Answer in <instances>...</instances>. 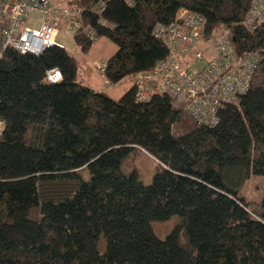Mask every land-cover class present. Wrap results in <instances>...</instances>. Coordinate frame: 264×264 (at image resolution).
<instances>
[{"label":"trees","instance_id":"obj_1","mask_svg":"<svg viewBox=\"0 0 264 264\" xmlns=\"http://www.w3.org/2000/svg\"><path fill=\"white\" fill-rule=\"evenodd\" d=\"M97 1L70 0L97 35L74 39L85 53L101 36L117 45L94 60L104 72L93 66L105 86L131 79L119 98L83 83L65 46L0 43V264H264V193L241 195L264 175V18L244 22L254 0H106L101 13ZM183 10L203 18L210 43L224 29L239 54L258 52L250 89L216 125L176 96L136 97L138 72L170 52L155 25L180 23ZM136 148L157 160L149 184L123 169Z\"/></svg>","mask_w":264,"mask_h":264},{"label":"built area","instance_id":"obj_2","mask_svg":"<svg viewBox=\"0 0 264 264\" xmlns=\"http://www.w3.org/2000/svg\"><path fill=\"white\" fill-rule=\"evenodd\" d=\"M105 5L106 0H98L93 9L101 13ZM33 11L44 14L37 25L27 23ZM81 12L82 8L70 0H0V43L4 48L11 46L24 53L38 54L48 46L63 47L57 40L63 29L73 35L83 30L90 39L96 38V32L84 23ZM181 16L185 18L180 23L155 25V36L165 41L170 52L153 68L138 72L134 80L136 97L148 100L154 94L176 96L199 124L216 125L221 107L250 89L259 62L258 52L239 54L230 33L223 29L212 39L214 57L205 60V50L194 48L204 38L203 18L186 10ZM262 18L264 0H254L244 22L255 28ZM99 21L111 28L116 25L103 18ZM193 53L196 60L189 59ZM94 63L100 72L105 71V61ZM47 76L51 81L62 77L58 68L49 70Z\"/></svg>","mask_w":264,"mask_h":264},{"label":"rangeland","instance_id":"obj_3","mask_svg":"<svg viewBox=\"0 0 264 264\" xmlns=\"http://www.w3.org/2000/svg\"><path fill=\"white\" fill-rule=\"evenodd\" d=\"M54 2H61L64 0H53ZM44 18V14L40 11H33L29 18L27 19V23L31 25H37L39 21ZM57 40L64 44L67 50L77 58L81 64H89L92 60L96 59H107L112 55L115 50L117 49V45L107 36L99 37L91 47L88 52H83L75 42L74 35L70 33H66L63 30L60 31ZM197 50L202 51L205 50L204 57L205 60H209L214 57L215 55V46L214 43H210L205 38H202L195 46ZM190 60H196L195 53L191 54L189 57ZM106 77V76H105ZM104 75L100 74L94 68V75L90 77V75H82L81 80L83 83H87L92 85L93 87L99 89L103 88L106 92L114 97L119 98L131 85V79L125 78L121 82L113 83L107 87L104 85L106 84ZM104 83V85H103ZM181 101L178 99L175 101L174 105L176 107L181 106ZM157 160L148 152L141 148H136L132 150L127 157V159L123 163V169L126 172H131L136 170L141 178V180L145 184H149L152 182L153 175L156 170ZM86 178L89 177V174L85 176ZM264 193V175L261 174H252L250 179H248L241 190V195H243L247 200H261ZM162 231H166V227L163 225ZM164 236V234H163Z\"/></svg>","mask_w":264,"mask_h":264},{"label":"crops","instance_id":"obj_4","mask_svg":"<svg viewBox=\"0 0 264 264\" xmlns=\"http://www.w3.org/2000/svg\"><path fill=\"white\" fill-rule=\"evenodd\" d=\"M93 62H94V60H92L91 62H90V65L89 64H81L80 63V66H82L85 70H86V73L84 74V75H90V77H93V75H94V66H93ZM103 85H104V83H103ZM92 86V85H91ZM105 86V85H104ZM93 87V86H92ZM105 87H107V86H105ZM95 88V87H94ZM97 89V88H96ZM99 90H104L103 88H99ZM106 91V90H105Z\"/></svg>","mask_w":264,"mask_h":264}]
</instances>
